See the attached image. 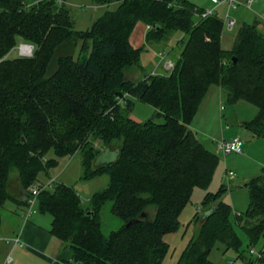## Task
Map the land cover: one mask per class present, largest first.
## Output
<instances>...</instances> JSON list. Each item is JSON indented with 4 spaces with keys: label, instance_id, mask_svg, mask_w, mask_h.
Listing matches in <instances>:
<instances>
[{
    "label": "trees",
    "instance_id": "obj_1",
    "mask_svg": "<svg viewBox=\"0 0 264 264\" xmlns=\"http://www.w3.org/2000/svg\"><path fill=\"white\" fill-rule=\"evenodd\" d=\"M66 2L0 0V226L7 202L24 213L27 188L78 152L82 178L106 175L108 185L86 206L63 184L38 194L37 213L51 216L49 233L72 251L70 261L52 264H161L169 252L163 237L179 229L193 190H207L219 164L189 126L208 88L219 86L231 105H253L256 114L243 126L264 139V34L258 23L243 24L226 51L223 22L214 13L201 17L205 9L189 0H93L115 8L77 31ZM138 22L148 26L145 46H160L173 61L169 72H144V46L129 41ZM177 32L175 46L165 49ZM19 39L35 46L33 57L5 59ZM134 101L163 122L133 120ZM98 142L107 148L100 152ZM105 150L116 157L95 166ZM246 188L245 218L222 200L226 185L204 196L205 210L192 221L199 228L176 264H215L209 255L217 243L236 251L241 264H264V169ZM108 202L122 225L104 235L100 214ZM232 220L249 239L246 253H239ZM260 240L257 258L249 251Z\"/></svg>",
    "mask_w": 264,
    "mask_h": 264
},
{
    "label": "crops",
    "instance_id": "obj_2",
    "mask_svg": "<svg viewBox=\"0 0 264 264\" xmlns=\"http://www.w3.org/2000/svg\"><path fill=\"white\" fill-rule=\"evenodd\" d=\"M189 1L201 9H205V10L214 9V15L217 14L216 12L217 7L220 6L218 5L214 7L211 4V2L208 0L209 3L211 4V7L206 6L204 8L196 4L195 0H189ZM256 1L259 0H255L251 5H253ZM92 7L94 10L97 9V7L95 8V6ZM220 11L223 15H221L222 17L221 16L219 17L223 19L222 22L224 26L225 23L224 15L226 9L225 11L223 9ZM231 12L232 10L228 12L230 18H231V14H230ZM234 21L235 24H237V20L234 19ZM245 24H247V22H245ZM258 28L264 34V22L263 24L258 23ZM147 29L148 26H146L142 22H138L130 36L129 41L134 48H140L144 46V50L140 53V62L144 72H146L147 74H154L158 71L166 72V70L161 65L159 59V53L161 52L162 48L160 46H145V33ZM223 30L224 31L221 36L222 49H224L222 46V42L224 38L225 26ZM180 37L181 34L178 33L177 40ZM172 43L173 45H175L174 42ZM143 55L145 57L147 55H150L151 59L154 61V64L151 67L145 63V60L142 59ZM222 97H223V91L221 90V88L217 85H211L208 88L205 96L203 97L197 109V112L189 125L190 128L197 134L199 140L208 149L212 151H215V146L219 141H221V139H225V140H229V139L232 140L234 138L239 139L240 134L242 132L244 133L243 122L246 123L252 120L256 114V108L246 107L247 105H245V110H247V113H245L247 114L245 121L241 120L237 116V114L239 113L238 110L233 112H227L226 114H224L226 109H223L221 105ZM245 104H249V103L245 102ZM224 121H226L227 124L226 128L224 127ZM247 133L249 132L248 130L245 129V137L248 136ZM248 137L252 138L250 135ZM252 139L253 140L251 141H245V144L243 141L241 145L240 154H229V155L218 154L219 164L215 171L211 185L207 190H200V189L193 190L190 198V204L197 205L195 206L197 208L195 209L193 208V206H191L190 208L186 209V206L184 207L181 214L179 215L180 226L183 225L184 227H187L193 221L195 214L197 213L201 214L205 210L204 207L200 206V203L202 202L204 196L207 193H214V191H216L221 185H226L228 187V190L226 194L222 197V200L227 204H229L232 210L236 212L235 209L237 207L234 197L235 190H237V188L239 187L246 188L243 187V185L246 184L249 179L256 176L257 173L259 174L260 173L259 171L264 169V161L260 163L254 162L250 154L252 148L257 146L256 144L258 143L262 146L261 148L264 149V139L256 138V137H253ZM227 172H233L235 176L233 178H230L226 176ZM238 177H241V180H245V183H241L240 180H238ZM13 181H14L12 183V186L14 188L13 194L14 196H17L18 191H20L18 189L19 185L15 179ZM212 185H214L213 189H211ZM229 188L232 189L229 190ZM24 198L25 196L23 195V199ZM193 198L194 201H191ZM9 203L10 205L8 206L7 209L8 212L6 218L1 217L2 222L0 226V242H3L7 246V251L6 249H3V252H0L1 254L0 264H5L6 257L9 255L12 258L11 264H26L27 261L35 262L36 258L39 259V261L36 262L37 264H52L54 262L71 260L72 251L62 241L56 239L49 233L50 226L48 225L49 228L46 229H42L39 227L40 219L44 217L39 219L37 218L34 219V216H37V214H41L42 216H45V214L36 213L32 215L26 222L23 221L22 218L23 207L20 208L16 206L13 201H9ZM184 212H186L187 214L186 215L187 222L181 221V216ZM50 225H51V219H50ZM198 228H199V224H196L195 230H197ZM179 229L176 232L166 234L163 237V240L169 245V252L161 264H176L182 251L186 247L188 240L190 239L191 236L188 235L187 239H184L183 235L186 234V231L184 230L185 232L179 235L180 234ZM16 236H19L21 238V241L24 243L22 247L20 246L13 247L11 246V244H7L1 240L2 238H12ZM175 245H178L177 246L179 247L178 250H176ZM173 249L175 250L173 251ZM168 257L169 259H167Z\"/></svg>",
    "mask_w": 264,
    "mask_h": 264
},
{
    "label": "rangeland",
    "instance_id": "obj_3",
    "mask_svg": "<svg viewBox=\"0 0 264 264\" xmlns=\"http://www.w3.org/2000/svg\"><path fill=\"white\" fill-rule=\"evenodd\" d=\"M196 4H198L201 7H206L209 6L211 7V4L209 3L208 0H195ZM247 0H236V9L232 10L231 14V19L232 20H237V24H235L232 28V30L227 31L225 30L224 32V38H223V42H222V46L224 48V50L229 51L232 49V47L234 46L235 43V38H236V34L238 33L240 27L245 24V22H247V24H253V23H260L263 24L264 22V1L259 0L256 1L253 5H251L250 7H248L246 5ZM93 4V0H67L66 5L68 6L71 16H72V21H73V27L74 30L77 31H85L87 29H89V27L91 26L92 22L98 17L100 16L104 11L106 10H113L115 8L114 5H102V6H96L97 9L94 10L92 6H94ZM224 10L226 9L225 15H224V20L226 17V14L228 13V7L226 3H221L220 6L217 7V17L222 21L223 19L221 18L223 15L221 13L220 10ZM220 14V15H218ZM221 16V17H219ZM178 37V32L176 33V35L174 34L173 36H171V38L168 40L170 44V46L166 47L165 49H168L169 47H173V43L176 44V42ZM177 40V41H176ZM28 46L30 47V52L27 53V51L22 50V47L24 46ZM22 46V47H21ZM175 46V45H174ZM26 49V48H24ZM24 53H23V52ZM78 51V45L75 49V55ZM35 52V46H33V44L29 43V42H25L22 39H19L16 43V45L9 51V53L5 56V59L8 60H13L16 58H25V59H29L32 58ZM146 55V54H144ZM142 56V59L145 60V63L148 64L150 67L154 64V61L151 59L150 55ZM171 60V58H170ZM171 62H173L171 60ZM141 64V62H140ZM221 105L223 107V109H226L224 114H226L227 112H233V111H239V113L237 114V116L245 121L246 115L245 113H247V110H245V105H247L246 107H254L251 104H245V102L241 101L236 103L235 105H231L229 103L226 102L225 96L223 94L222 97V102ZM249 112V110H248ZM130 117L137 121V122H145L148 119H154L155 122L157 123H161L163 122L162 118L157 117L156 116V111L146 105L143 104L141 102L138 101H134V105L132 108V111L130 112ZM244 123V122H243ZM227 124L226 121H224V127L226 128ZM244 133L242 132L240 134L239 139L242 141H251L253 140V135L251 134V132L247 133V135L251 136L252 138L246 136L245 137V128H244ZM229 140H225V139H221V141H230ZM219 141V142H221ZM79 141H76V143H78ZM75 144V142H74ZM97 148L100 150V152H102L105 148L104 145H102L101 143L98 142L97 144ZM257 146L253 147L250 154L252 157V160H254V162H263L264 161V149H262L261 145L258 143L256 144ZM260 145V147H259ZM117 145H113V146H109L111 149H115ZM261 170V169H260ZM13 172L11 173V178L12 180H16L17 179V173L16 170H12ZM260 172V171H259ZM258 174V173H257ZM83 176V168L81 165V159H80V155L78 152L73 153L71 156L69 157H64V158H60L57 160V164L53 167H50L45 173H41L39 175V180L33 182V183H37V182H48V181H52L53 185L54 184H63L66 185L72 189H74L78 195L80 196L83 204L86 206L88 204V200L89 198L96 192H99L101 190H103L104 188H106V186L108 185V177L106 175L100 176V177H96L90 180H84L82 178ZM238 180H240L241 183H245V180H241V177H238ZM248 182V181H247ZM214 188V185H212V188ZM232 188H229V190H231ZM213 192V191H212ZM216 192V191H214ZM234 193V192H232ZM235 201H236V214L237 215H242L243 218H245V213L248 209V204H249V195H248V189L247 188H242L239 187L237 188V190H235ZM191 198V197H190ZM194 201V198L191 200ZM10 205L9 202H7L5 204V206L2 208L1 214L3 218H6L7 212H8V206ZM191 206H193V208H197L195 206L197 205H193L189 203L186 205V209L190 208ZM200 206L201 203H200ZM111 208V203H106L102 210H101V230L102 233L104 235L109 234V232L117 230L121 227L122 222L115 216H113L111 214L110 211ZM186 212H184L181 216V221L182 222H187V216H186ZM44 217V218H42ZM37 218H42L40 219L39 222V227L42 229H46L49 228L48 225L50 226V219L51 216L49 214H45V216H42L41 214H37V216H34V219ZM186 220V221H184ZM189 222V221H188ZM233 222V227L237 233L238 238L240 239V248H239V253H246L250 247V242L249 239L247 237V235L238 227L235 225L234 220H232ZM195 223L191 222L187 227H184L183 225L180 226L179 229V235H181L182 233H184L186 231V234L183 235L184 239H187L188 235L192 236V234L194 232H196L197 230H195ZM187 228V229H185ZM185 230V231H184ZM195 230V231H194ZM4 238H2L1 240L3 241ZM180 239V238H179ZM181 241V240H179ZM262 244L263 241H259L257 243V245L254 248V251L259 253L258 251L261 250L262 248ZM181 245V243H180ZM178 245H175L176 250H178L179 247H177ZM3 249H6L7 251V246L3 243L0 242V252H3ZM175 249H173L174 251ZM1 255V254H0ZM260 257L262 256V252L259 253ZM248 256H246L247 258ZM253 258V257H252ZM169 259V257L167 258ZM209 259L214 262L215 264H241V260L238 258V253L232 249L230 250H226L225 247L220 244L217 243L214 248L211 250L210 255H209ZM1 260V259H0ZM39 261V259L36 258L35 262L33 261H27L26 264H37L36 262ZM1 263V262H0ZM260 263H263V261H261Z\"/></svg>",
    "mask_w": 264,
    "mask_h": 264
},
{
    "label": "built area",
    "instance_id": "obj_4",
    "mask_svg": "<svg viewBox=\"0 0 264 264\" xmlns=\"http://www.w3.org/2000/svg\"><path fill=\"white\" fill-rule=\"evenodd\" d=\"M211 4L216 7L220 5L221 3H227L228 4V12L230 10H234L236 8V0H209ZM255 0H247V6L249 7ZM96 8V7H95ZM214 13V9L210 10H205L202 14L201 17H206L209 15H212ZM235 25V21L230 18L229 13L226 14L225 17V30L227 31L232 30L233 26ZM22 47V46H21ZM26 48V49H24ZM30 47L24 46L22 47V50L30 52ZM23 52V51H22ZM24 53V52H23ZM159 59L160 63L163 66V68L166 70V72H169L173 68V62L167 57L166 51H162L159 53ZM121 103V101H120ZM241 145L242 141L238 138H234L230 141H221L218 142L215 146V151L218 154L222 155H229V154H240L241 153ZM226 176L233 178L235 174L233 172H227ZM52 181L48 182H37L31 184L27 188V196L25 199V207H24V213H23V219L24 221H27L32 215L37 213L36 210V200L38 194L45 190L49 189L51 187ZM3 241L7 244H11V246H20L22 247L24 243L21 241V238L19 236L12 237V238H4ZM249 253L253 256H256L257 258H260L259 253L255 252L253 249L249 251ZM12 263V258L11 256H7L5 260V264H11Z\"/></svg>",
    "mask_w": 264,
    "mask_h": 264
},
{
    "label": "water",
    "instance_id": "obj_5",
    "mask_svg": "<svg viewBox=\"0 0 264 264\" xmlns=\"http://www.w3.org/2000/svg\"><path fill=\"white\" fill-rule=\"evenodd\" d=\"M116 153L115 152H112V151H109V150H105L102 155L99 156V158L97 159L96 163L94 164L95 166L99 165V164H102V163H105V162H112L113 159L116 157ZM112 159L111 161H109V159ZM243 187H246V184L243 185ZM141 218H144V215L142 214L141 217L139 219H136L134 221H131L129 222L126 226H130L131 224H134V223H138Z\"/></svg>",
    "mask_w": 264,
    "mask_h": 264
}]
</instances>
